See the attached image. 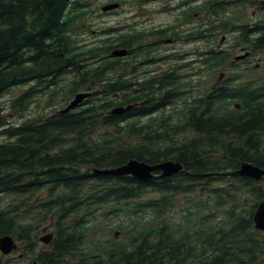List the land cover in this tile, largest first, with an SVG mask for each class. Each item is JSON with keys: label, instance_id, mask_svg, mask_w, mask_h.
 Listing matches in <instances>:
<instances>
[{"label": "trees", "instance_id": "obj_1", "mask_svg": "<svg viewBox=\"0 0 264 264\" xmlns=\"http://www.w3.org/2000/svg\"><path fill=\"white\" fill-rule=\"evenodd\" d=\"M92 1L0 0V195L11 197L0 198V236L23 241L37 264H264V232L253 220L264 177L237 172L246 161L264 168V75L221 71L214 88L174 112L165 109L185 91L151 88L150 103L138 104L140 97L111 82L112 39L89 49L79 44L74 29L82 3ZM232 5L215 3L214 14ZM254 28L246 23L240 32L258 52L264 32L254 37ZM227 60L215 51V72ZM103 80L108 88L98 89ZM19 85L29 88L8 105L23 119L16 124L6 118L3 97ZM80 92L91 95L60 112ZM40 94L48 106L65 94V106L26 117ZM130 159H174L183 170L145 181L94 173ZM47 225L54 246L36 250L37 232Z\"/></svg>", "mask_w": 264, "mask_h": 264}, {"label": "flooded vegetation", "instance_id": "obj_2", "mask_svg": "<svg viewBox=\"0 0 264 264\" xmlns=\"http://www.w3.org/2000/svg\"><path fill=\"white\" fill-rule=\"evenodd\" d=\"M222 1L224 0H114L107 3L84 2L82 6L85 12L79 19L78 27L74 30L80 36L85 35L94 27V19H98V22H100L103 16L111 13H114L115 18H120L114 24L108 23L104 24L105 27L98 26L97 29H93V36L90 40L81 43V45L83 49H89L102 44L104 40L112 39L114 49L110 54L114 56V69L110 71L109 75L112 76L111 82L113 81L114 88L126 90L128 95L142 99L138 104L148 105L150 103L149 91L151 88L158 90H166L167 88L175 91L193 89L197 85L198 77L201 73L214 71L215 51H221L228 56L224 66L229 63L228 67L231 65V67L239 68L243 63H254L253 69H260L263 61V56L261 55L264 54V50H259L257 54L252 52L251 45L243 39H241V42L244 45H240L233 51L228 52L221 46L226 41V35H223L220 39V46L215 47V37L219 33L237 30L242 35L240 32L241 26L237 28L232 24L226 30L222 28L223 20L230 19L227 17L230 14L228 10L225 14L221 13L219 16L214 14L215 3L220 4ZM229 2L231 3V1ZM110 3H118L119 6L111 10H105L104 7ZM127 4H129L128 8L125 7ZM155 5H158V7L148 9L150 6ZM260 7L264 10V1L259 4ZM126 9L131 14L130 18L125 17L128 15L126 14ZM157 12L169 13L173 19L153 25V14ZM235 13L236 11L232 12L233 16H235ZM128 19L130 20L129 22L124 21ZM254 23H259L258 27L251 23V27H255L253 31L254 37H262L264 19ZM119 51L124 52L123 54H118L117 52ZM247 53L248 55L244 58L237 59L238 56ZM256 55L259 56L256 57ZM229 56H231V60ZM247 69L249 68L245 70ZM108 83H110L108 80L98 82V89L108 88ZM215 84H217L216 81L211 87L214 88ZM123 95L124 92L114 94L118 98L117 100ZM178 102L181 105L183 104L179 99L173 98L170 105ZM121 106L125 105L121 104ZM127 106L132 108L137 106V103ZM0 196V198L4 197V202L11 198L6 197L3 193ZM17 232L19 233L20 229ZM46 234L51 235L49 242L42 240V237ZM37 235L36 242L38 247L36 250H47L54 246L56 233L52 225L42 227L37 232ZM15 239L18 244L16 249H20L21 252L19 258L25 259L20 264L37 262L34 261L36 255L32 254L33 251H29L23 241H19L16 237ZM10 254H4L0 250V264Z\"/></svg>", "mask_w": 264, "mask_h": 264}, {"label": "rangeland", "instance_id": "obj_3", "mask_svg": "<svg viewBox=\"0 0 264 264\" xmlns=\"http://www.w3.org/2000/svg\"><path fill=\"white\" fill-rule=\"evenodd\" d=\"M111 0H93V2H101V3H107L110 2ZM131 1V0H129ZM224 1H231V3H233L232 7L228 9L229 11V15L227 17H232L233 11H236L235 16H236V20L233 21V24L239 28L241 25L246 24V23H254L258 20L264 19V10L262 9V7L259 8V4L264 0H224ZM241 1V2H240ZM126 8L129 7V4H127L125 6ZM156 7H158V5L155 6H150L148 9H155ZM264 8V7H263ZM126 14H128L125 17H131V14L129 11H127V9L125 10ZM244 15H246V17H244ZM117 19L120 18H115L114 13L108 14L106 16H103V18L101 19L100 22H98V19H94L93 20V24L94 27L92 28V30H89L88 33H86L85 35H79V44L80 42L83 43L84 41L90 40V38L93 36V29L95 30V28L97 29L98 26L100 27H105L104 24H114L116 22ZM171 19H173V17H171V15L169 13L166 12H157L155 14H153V25L159 24V23H164V22H168ZM125 22H129L130 20L128 19L127 21L124 20ZM90 25V23H89ZM240 30V29H239ZM93 31V32H92ZM223 35H226V41L224 45H221L222 47H224V49H226V51L231 52L233 51L235 48L239 47L240 45H244L243 42H241V35L239 34V32L237 30L235 31H230L228 33H219L218 35H216L215 37V47H219L221 42L220 39L223 37ZM257 54V52H254ZM259 55H256V57H258ZM261 56H263V61L261 62L260 65V69L257 70L258 73H261V75H264V54H262ZM229 59L231 60V56H229ZM229 63L224 66L222 65L221 68L215 72V69L213 72L209 71L207 73H201L198 77V82L197 85L193 88V89H185V94L183 99L180 100V102H184L186 98H190L192 96H197L198 94H204V93H208L209 90L211 89V86L215 83V81L217 80L218 74L221 71H225L226 75L227 73L230 74H235V73H240V72H244L246 68H253L255 66L254 63H250V64H242L241 67H231V65L228 67ZM224 69V70H222ZM69 75H62L59 77L60 80V84H65L64 86L67 87V82H68V77ZM29 88L28 85H19V86H14L13 88H11L3 97V101L4 104L7 106V111L8 113H6V118L9 119V121H12V123H16L19 124L20 121H22L23 119L18 118L17 116H15L14 114H12L10 112L11 109H9V103L12 102L17 95L25 92L27 89ZM53 90V89H51ZM68 96V95H67ZM67 103L70 102L71 98H69L68 96ZM65 94H60L56 97V100L53 101L51 103L50 106L47 105V97L46 94H40L32 104H30L29 107V113L26 115V117L30 116H35V115H41V114H48L51 113L57 109H60L62 106H65ZM183 105H181L179 102L173 105H170L168 108H166V113L169 112H174L175 108L177 107H182ZM5 137L0 136V141L1 140H5ZM10 199V198H9ZM122 236V235H120ZM40 248V247H39ZM20 249H15L9 256H7L5 259L2 260L1 264H20V262H22V260H25L24 258H19L20 257Z\"/></svg>", "mask_w": 264, "mask_h": 264}, {"label": "water", "instance_id": "obj_4", "mask_svg": "<svg viewBox=\"0 0 264 264\" xmlns=\"http://www.w3.org/2000/svg\"><path fill=\"white\" fill-rule=\"evenodd\" d=\"M119 4L116 3H110L107 6L104 7L105 10H111L114 9L115 7H118ZM124 51H119L117 52L118 54H123ZM114 55V52H113ZM245 55H240L237 57V59H242ZM224 74L220 75V80H222ZM91 95L90 92H80L75 95V97L66 105L65 108H63L60 112H67L72 109H75L78 107L86 98H88ZM239 106V104H237ZM131 106H120L117 108L113 109V113L120 114L123 113L125 110L130 109ZM183 170V164L177 160L174 159H168L162 162H159L157 164H150L145 161H140L137 159H130L128 162H126L123 165L112 167V168H102L94 169L95 174L99 175H114V176H126V175H131L135 177L138 180H149L154 177V173L157 171L160 172V176L162 177H170L173 176L180 171ZM238 174L250 177L255 180H261L264 177V168L246 161L241 164V167L237 171ZM254 220V226L256 229L259 231L264 232V201H262L253 216ZM118 234V233H117ZM51 239L50 234H46L42 237V240L44 242H49ZM18 244L16 242V239L10 235L6 234L0 237V250L4 254H10L12 253L16 248ZM32 264H37V262H34Z\"/></svg>", "mask_w": 264, "mask_h": 264}]
</instances>
